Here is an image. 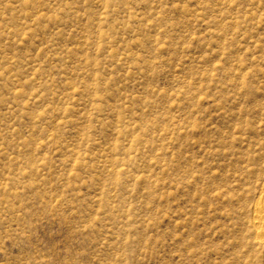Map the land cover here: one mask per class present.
<instances>
[{
  "label": "rangeland",
  "instance_id": "1",
  "mask_svg": "<svg viewBox=\"0 0 264 264\" xmlns=\"http://www.w3.org/2000/svg\"><path fill=\"white\" fill-rule=\"evenodd\" d=\"M264 0H0V264H261Z\"/></svg>",
  "mask_w": 264,
  "mask_h": 264
},
{
  "label": "bare ground",
  "instance_id": "2",
  "mask_svg": "<svg viewBox=\"0 0 264 264\" xmlns=\"http://www.w3.org/2000/svg\"><path fill=\"white\" fill-rule=\"evenodd\" d=\"M248 232L251 236L252 248L256 249L262 256L264 264V190L259 197L252 203L248 220Z\"/></svg>",
  "mask_w": 264,
  "mask_h": 264
}]
</instances>
